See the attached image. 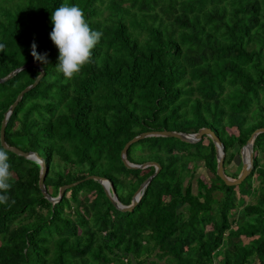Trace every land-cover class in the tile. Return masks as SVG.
<instances>
[{
	"label": "trees",
	"instance_id": "1",
	"mask_svg": "<svg viewBox=\"0 0 264 264\" xmlns=\"http://www.w3.org/2000/svg\"><path fill=\"white\" fill-rule=\"evenodd\" d=\"M63 3L81 7L103 33L92 63L70 81L56 70L50 39L51 13ZM33 43L47 63L34 59ZM0 44V78L31 61L43 70L6 119L5 143L43 159L49 196L77 181L52 203L38 188L39 164L8 151L0 264H264V132L236 185L215 174L206 135L131 143L128 162L159 169L129 211L87 178L106 179L117 202L129 205L154 167L128 168L120 150L145 131L207 127L222 143V166L233 160L264 127V0H0ZM37 74L30 65L0 82V122ZM199 167L207 180L196 176Z\"/></svg>",
	"mask_w": 264,
	"mask_h": 264
},
{
	"label": "water",
	"instance_id": "2",
	"mask_svg": "<svg viewBox=\"0 0 264 264\" xmlns=\"http://www.w3.org/2000/svg\"><path fill=\"white\" fill-rule=\"evenodd\" d=\"M30 65L36 66V68L38 69V74L36 75V77L32 83L28 84L27 86H25L23 89H21L18 92L15 99L12 101V103L4 111L1 122H0V145L5 146L8 149V151H10L16 155L22 156V157L27 158V159L35 160L39 164V173H38V179H37L38 188H39L40 193L43 197H45L50 202L54 203L55 201H57L60 198L64 189H66L72 185H75L77 183V181L60 186L58 188V193L55 197L49 196L46 193V190L44 188L43 181H42L44 171H45V165H44L43 159L41 157H39L37 155V153L34 151H22V150L18 149L17 147L7 145L5 143L4 137H3V129H4L6 119L8 118L9 114L13 110L14 106L20 100L23 93H25L30 88H32L36 85L38 80L43 75V70H42L41 66L39 65V63H37L35 61H31L30 63L23 64L17 68H14L9 73H7L4 77L0 78V82L5 81L8 78L15 75L21 69L26 68ZM262 132H264V127H258L256 129H254L249 134L245 143L238 149V154H239L241 166H240V170H239L237 176L234 178L229 177V176L224 174L223 166H222L223 157H224V151H223L222 143L220 142L218 137L207 127H201L195 133H186V132L175 131V130L145 131V132H140V133L134 135L132 138H130L128 141H126L124 143L122 149L120 150V159L126 167H128V168H140V169L145 168L147 166H151V165L154 167L153 172L149 176H147L138 185V187L135 189V191L131 195L130 203L127 206H122L117 202L116 196L114 195V192L110 186V183L106 179L99 177V176H95V175H89V176H87V178L94 179L98 183L101 184V186L103 187V190L105 192V195L109 198L110 202L114 205L115 208H117L120 211H129L137 203L143 189L145 188L147 183L150 181V179L156 174V172L159 169L158 164H156L155 162H152V161L144 162L141 164H135V163L128 162L125 158V152L131 143H134L137 140L144 138V137H148V136L174 137V138H176L180 141H183V142L194 143V142L198 141L202 135H206L211 139V142L214 146L215 161H216L215 174L223 181V183L225 185H236V184H239L243 180V178L249 173V171L251 169V166H252V142H253V139L255 138V136L259 133H262Z\"/></svg>",
	"mask_w": 264,
	"mask_h": 264
},
{
	"label": "clouds",
	"instance_id": "3",
	"mask_svg": "<svg viewBox=\"0 0 264 264\" xmlns=\"http://www.w3.org/2000/svg\"><path fill=\"white\" fill-rule=\"evenodd\" d=\"M50 39L59 52L56 70L70 81L80 75L92 63L93 50L101 41L102 31L93 30L86 20L84 11L78 5L61 4L52 11ZM32 44V56L41 63H47V53L38 54ZM4 45L0 44V51ZM13 173L9 162L8 149L0 145V204L8 203L12 188ZM14 203V201H13Z\"/></svg>",
	"mask_w": 264,
	"mask_h": 264
},
{
	"label": "rangeland",
	"instance_id": "4",
	"mask_svg": "<svg viewBox=\"0 0 264 264\" xmlns=\"http://www.w3.org/2000/svg\"><path fill=\"white\" fill-rule=\"evenodd\" d=\"M136 153V152H135ZM138 154V153H137ZM264 161V158L263 157H261L260 158V162H263ZM141 164V163H140ZM240 166H241V162H240V158H239V155L237 154V155H235V157L233 158V160H231L227 165H225L223 168V170H224V174L226 175V174H229V173H233V172H235L236 170H240ZM196 176L198 177V176H202V178L204 177L205 178V180H207V174H206V172H204L203 171V168L202 167H199L198 168V170L196 171ZM228 176V175H227ZM203 178V179H204ZM195 178H192V180H191V183H192V191L193 192H195ZM255 184V183H254ZM213 195H215V196H218L219 195V193H218V191L216 192H214L213 193ZM236 196H239L238 195V193H236ZM253 199H254V197L253 196H250V195H248V196H244L243 197V200H244V202H252L253 201ZM245 241V240H244ZM255 264H257V262H255Z\"/></svg>",
	"mask_w": 264,
	"mask_h": 264
}]
</instances>
